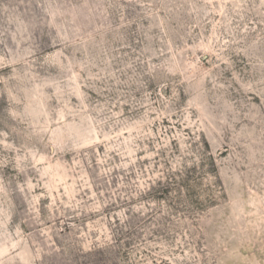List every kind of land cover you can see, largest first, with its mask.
Instances as JSON below:
<instances>
[{
	"label": "rangeland",
	"instance_id": "obj_1",
	"mask_svg": "<svg viewBox=\"0 0 264 264\" xmlns=\"http://www.w3.org/2000/svg\"><path fill=\"white\" fill-rule=\"evenodd\" d=\"M0 264H264V0H0Z\"/></svg>",
	"mask_w": 264,
	"mask_h": 264
}]
</instances>
